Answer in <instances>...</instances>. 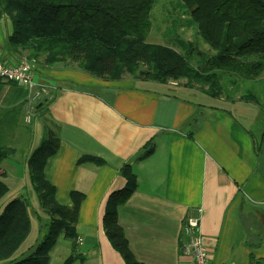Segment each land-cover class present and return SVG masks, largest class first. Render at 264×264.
Segmentation results:
<instances>
[{"label":"crops","instance_id":"obj_1","mask_svg":"<svg viewBox=\"0 0 264 264\" xmlns=\"http://www.w3.org/2000/svg\"><path fill=\"white\" fill-rule=\"evenodd\" d=\"M10 31L8 19L0 16V62L5 65L25 55L6 47ZM32 70L36 96L22 85L0 82V139L15 148L0 164L8 188L2 197L25 192L30 204V232L12 257L37 242V217H45L26 160L48 128L60 139L44 165L56 200L69 206L71 191L84 195L75 224L83 259L72 264H124L101 226L107 195L124 184L123 164L131 166L136 186L117 207V220L137 261L191 264L181 226L199 211L211 264H264L260 108L213 98L181 82L130 76L102 80L62 62L39 63ZM82 156L102 161L78 164ZM59 241L67 255L69 241Z\"/></svg>","mask_w":264,"mask_h":264},{"label":"trees","instance_id":"obj_2","mask_svg":"<svg viewBox=\"0 0 264 264\" xmlns=\"http://www.w3.org/2000/svg\"><path fill=\"white\" fill-rule=\"evenodd\" d=\"M157 0H0V16L11 31L6 47L13 53L45 65L62 62L102 80L133 79L198 88L213 98L238 99L264 113V0H174L171 25L165 29L171 45L147 41L150 15ZM180 17H184L180 22ZM193 28L211 53L196 41L177 34V26ZM264 142V132L261 133ZM261 143L260 153L263 151ZM60 143L55 130L46 128L26 160L31 188L45 217L38 216L43 238L12 257L30 232L29 200L18 196L0 208V264H52L50 253L59 238L69 241V253L59 264L83 259L78 252L75 224L84 195L70 192L69 206L55 198V188L44 176V165ZM151 150L143 153L146 157ZM15 153L0 139V163ZM102 160L82 156L78 164ZM124 184L106 197L101 226L124 264H142L130 251L117 220V207L135 189L129 164L119 169ZM0 169V199L7 191ZM257 264V263H254Z\"/></svg>","mask_w":264,"mask_h":264},{"label":"rangeland","instance_id":"obj_3","mask_svg":"<svg viewBox=\"0 0 264 264\" xmlns=\"http://www.w3.org/2000/svg\"><path fill=\"white\" fill-rule=\"evenodd\" d=\"M173 2H174V0H157V3L152 10V14L150 15L152 25H151L150 31L147 35V38H146L148 42L171 45L169 40L167 39L168 37H166V35H165V29L169 28V26L171 25V23H172L171 19L177 18V16H178L177 13L171 12ZM183 20H184V17H180L181 23L183 22ZM177 34L179 37H181L184 40L196 41L199 49H201L202 51H205L207 53L208 52L211 53L208 46L201 40V38L199 36H197V33L193 28L184 27L182 24L178 25L177 26ZM39 63H40V61H39V59H37L36 61H34L33 66L35 67ZM124 76L128 77L129 75L125 74ZM263 76H264V71H263ZM170 81H172V80H170ZM180 82L183 83L184 79L177 81V83L181 84ZM241 91H242V84H241V86H239V89L235 92V95H234L235 99L239 100L238 95L241 93ZM27 126L30 127L31 125H27ZM256 126L259 129L263 130L264 129V122L260 121L259 123H257ZM256 126H255V128H256ZM21 129L25 130V127L22 126ZM262 154H263V156L262 155L261 156L263 158L264 157V142H263ZM2 164H4V163H2ZM21 195L28 198V196L25 194V192L23 194L18 195V196H21ZM18 196L6 195L5 197H2V199L0 200V208L8 200H10L14 197H18ZM28 200H29V198H28ZM36 230H37L36 241L38 242L43 238V236L45 234V230L43 228H40V222L37 223V229ZM62 242L63 241H59V243H58L59 245L58 244L56 245L57 246V248H56L57 254L53 255V258L51 260L52 264H59L63 260V258L66 256V252H64V250L60 246V244H62Z\"/></svg>","mask_w":264,"mask_h":264},{"label":"built area","instance_id":"obj_4","mask_svg":"<svg viewBox=\"0 0 264 264\" xmlns=\"http://www.w3.org/2000/svg\"><path fill=\"white\" fill-rule=\"evenodd\" d=\"M33 65L34 61L25 56L12 65L0 62V82L22 85L36 96L38 84L34 79ZM181 234L185 239V251L191 256V264H211L200 232L199 211L186 216L181 226Z\"/></svg>","mask_w":264,"mask_h":264}]
</instances>
